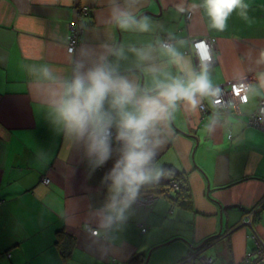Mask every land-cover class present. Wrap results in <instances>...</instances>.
<instances>
[{
    "label": "crops",
    "instance_id": "0c3cea01",
    "mask_svg": "<svg viewBox=\"0 0 264 264\" xmlns=\"http://www.w3.org/2000/svg\"><path fill=\"white\" fill-rule=\"evenodd\" d=\"M118 2L124 5L125 0ZM180 2L136 0V18L148 16L152 24L151 32L140 33L121 31L111 22L112 0H0V264H105L109 259L127 264L138 254L149 257L147 264H182L191 248L187 241L200 249L217 234L218 243L202 254L238 264L254 243L252 230H233L258 205L255 226L264 240V132L246 124L264 98L257 79L264 71L258 62L264 52V0H250L248 21L234 12L222 33L209 29L202 9L177 12ZM74 23L83 26V34L70 53ZM169 35L186 41L185 53L196 38L216 39L213 85L248 81L249 101L238 110L205 115L200 105L212 109L211 97L197 108L180 104L162 129L165 144L157 163L187 180L188 205L173 206L164 195L152 205L135 204L116 243L106 247L92 234L96 223L91 214L105 202L102 181L114 161L90 173L82 149L53 129L48 84L40 69L48 67L68 79L83 46L123 44L127 59L119 61L120 71L149 86L150 77L135 68L127 49ZM58 232L63 233L65 262L56 246Z\"/></svg>",
    "mask_w": 264,
    "mask_h": 264
},
{
    "label": "clouds",
    "instance_id": "9594fccd",
    "mask_svg": "<svg viewBox=\"0 0 264 264\" xmlns=\"http://www.w3.org/2000/svg\"><path fill=\"white\" fill-rule=\"evenodd\" d=\"M135 3L125 0L121 5L112 0L109 19L121 31L151 32V18L137 19L132 11ZM249 5L250 0H199L186 6L181 0L176 11L202 9L209 29L222 33L234 12L249 20ZM185 44L169 35L127 49L135 57V68L150 77L149 86L120 71L119 61L127 59L123 44L83 46L68 79L48 67L40 69L48 84L47 105L53 129L82 149L90 173L114 161L102 181L107 185L105 202L91 214L96 223L93 235L106 247L114 245L117 233L123 232L142 189L171 177L172 170L158 164L157 157L165 144L162 129L173 113L181 103L197 108L204 98L220 92L211 79L213 56L208 46L198 45V63L194 64L192 57L181 50ZM258 62L264 63V52ZM257 79L264 88V71Z\"/></svg>",
    "mask_w": 264,
    "mask_h": 264
},
{
    "label": "built area",
    "instance_id": "2783aa9c",
    "mask_svg": "<svg viewBox=\"0 0 264 264\" xmlns=\"http://www.w3.org/2000/svg\"><path fill=\"white\" fill-rule=\"evenodd\" d=\"M84 12L87 13L88 10L84 9ZM192 18V14L188 13L186 16V20L190 21ZM70 33L71 35L69 36V42H68V51L70 53H74L76 51L77 48V44H78V38L83 34V29L80 28L78 23H74L71 25L70 28ZM200 43H205L209 50L212 53L213 56V60H212V64L215 61V56H214V52L213 49L216 45V39L214 38H196L194 40H192L191 42V49L189 51H187V54H191L194 58V64H197L198 61L196 59V50L198 48V45ZM220 89V92L217 96L212 98V103H214V108L216 107H225V108H230V107H234L237 108L239 107V105L241 104H246L249 101V97H248V92L250 90V84L247 81H241V82H237V81H232L226 84H223L221 86L218 87ZM264 101V100H263ZM262 101V106L260 108V110L258 111V113L256 115H254L250 121V123L252 125H255L259 128H261L262 130H264V113H260V111L264 108V102ZM216 105V106H215ZM208 107L206 105L202 106L203 110H206ZM256 118H259L260 121H255L254 120ZM173 187H178L177 184H172ZM147 203H149V200H147V198H140L138 200V204L139 205H143L146 206L148 205ZM137 204V205H138ZM252 215H250L251 218ZM251 220H249L250 222ZM250 224V223H248ZM93 233V232H92ZM264 244L262 245V249L257 252V253H252L247 255L246 260L244 261L245 264H264ZM206 262H208V264L210 263V259L206 260Z\"/></svg>",
    "mask_w": 264,
    "mask_h": 264
},
{
    "label": "trees",
    "instance_id": "16d2710c",
    "mask_svg": "<svg viewBox=\"0 0 264 264\" xmlns=\"http://www.w3.org/2000/svg\"><path fill=\"white\" fill-rule=\"evenodd\" d=\"M83 12H84V10H83ZM79 26H80V28L83 27L81 24H79ZM70 35H71V33L69 34V36ZM69 36H68V39H69ZM81 37H82V35L78 38L79 39L78 44L81 40ZM78 44H77V47H78ZM170 178L172 179V182L170 183L171 186H169L170 190H168V194L166 193V191L163 190V191H161V195H164L165 198H167L173 204V206L186 207L190 201V193L188 191V184L186 182L187 180L182 178L179 174L175 173L174 170H172V175ZM173 183H177V185L179 187L178 190H175V187L172 186ZM170 192H172V193L170 194ZM137 204H138V202H137ZM140 206H143V205H140ZM258 210H259V208H255V207L252 208V210H250L245 215V217L243 218V220H245L246 222H249V220H251V219L254 220V225H250V224L246 223V225H249V228H251V230H252V234L250 235V238H251V240L252 239L254 240V242H253L254 248H253V250L247 252V254L244 257V260H242V262H240L239 264H245L244 261L246 260L247 255L259 252L262 249V245L264 244V240L257 235V229L255 226V223H256L255 218H256V216H258V214H257ZM250 215H252L251 218H250ZM147 230H148V228L146 226H144L142 228L143 233H146ZM62 235H63L62 232H58L57 239H56V246L58 247L59 252L62 255L63 262H65L67 259V256H66L67 253L64 250L63 243H61V237H63ZM220 238H221V234H219V235L217 234V235H214L212 237L207 238L205 240L202 248H200V249L193 248L192 244L187 241L188 245H190L191 248L188 251L187 257L182 261V264H208V262H206V260H208V259H210L209 264H214L215 261L217 260V258H215L214 256H207V255L202 254L203 253L202 250H203V248L210 247L212 244L218 243ZM3 255L4 254H0V257H2ZM5 255L10 257L9 254H5ZM148 260H149V257H147L143 254H138L135 257H133L130 261H128L127 264H147ZM218 262H220V261H218ZM111 263L112 262L109 261V263H105V264H111ZM114 264H118V263H114Z\"/></svg>",
    "mask_w": 264,
    "mask_h": 264
},
{
    "label": "rangeland",
    "instance_id": "374dc122",
    "mask_svg": "<svg viewBox=\"0 0 264 264\" xmlns=\"http://www.w3.org/2000/svg\"><path fill=\"white\" fill-rule=\"evenodd\" d=\"M68 42H69V40H68ZM248 82V81H247ZM229 83V82H228ZM217 87H219V86H217ZM212 98L213 97H211V102H212ZM264 100V98L262 99V100H260V102H259V104H258V108H257V110L254 112V113H252L251 115H249L248 117H249V119H247V126H249V127H255V128H257V129H259L260 131H262V132H264V130H262L261 128H259V127H257V126H255V125H252L251 123H250V121H251V119H252V117L254 116V115H256L257 113H258V111L260 110V108H261V106H262V101ZM264 102V101H263ZM203 105H206L205 103H203V104H201L200 105V111L202 112V114H208V113H213L212 111H214V110H217V109H219V110H221V109H226V110H229L230 108H234L233 106L232 107H228V108H225V107H216V108H214V103H212V109H210V107L208 106V105H206L208 108L206 109V110H203L202 109V106ZM242 105V104H241ZM216 106V105H215ZM236 110H238V107L237 108H235ZM260 113L262 114V113H264V108L260 111ZM260 121V119L259 118H256L255 120H254V122L255 121ZM174 181V180H173ZM43 184H45V185H47L48 183H49V180L46 178H44L43 179ZM172 182V179L171 178H169V181H168V183H167V185L166 184H159V185H154V186H149V188H148V186H146L145 188H148V190L147 189H144V192H143V190H142V194H141V197L140 198H147V200H149V203H147L148 205H152L153 204V202H155V200L157 199V198H159L160 196H163V195H161V191H166V193L168 194V190H170V188H169V186H171L170 185V183ZM173 184H177V183H173ZM166 188V189H165ZM156 189H158V190H156ZM179 189V187H175V190H178ZM259 207H261V205L259 206H256L255 208H259ZM246 223H250V225H254V220L253 219H251V221L250 222H246L245 220H243V224H241L240 226H238L237 228H235V230H233V232H235V231H240V230H245V229H249V231H250V233H251V229L249 228V225H246ZM93 234V233H92ZM257 235L260 237V235L258 234V232H257ZM252 242H254V240L252 239L251 240ZM261 246V245H260ZM264 248V247H263ZM243 260H244V258H243ZM109 261H111L112 263L111 264H114L115 263V259H113V260H111V259H109L108 260V262L107 263H109ZM116 263H117V261H116ZM119 264V263H118ZM214 264H222V263H220V262H218L217 260L215 261V263ZM239 264V263H238Z\"/></svg>",
    "mask_w": 264,
    "mask_h": 264
}]
</instances>
